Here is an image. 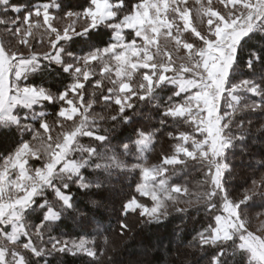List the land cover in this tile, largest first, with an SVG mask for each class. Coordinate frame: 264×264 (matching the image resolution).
<instances>
[{
    "label": "snow or ice",
    "instance_id": "6c2138e0",
    "mask_svg": "<svg viewBox=\"0 0 264 264\" xmlns=\"http://www.w3.org/2000/svg\"><path fill=\"white\" fill-rule=\"evenodd\" d=\"M0 33V264H115L173 213L195 264H264V0H0Z\"/></svg>",
    "mask_w": 264,
    "mask_h": 264
},
{
    "label": "trees",
    "instance_id": "16d2710c",
    "mask_svg": "<svg viewBox=\"0 0 264 264\" xmlns=\"http://www.w3.org/2000/svg\"><path fill=\"white\" fill-rule=\"evenodd\" d=\"M14 4H18L21 9L31 7L37 0H12ZM84 0H66V3L72 5L82 4ZM0 39H4L1 38ZM107 39V37H102ZM247 74V73H245ZM131 133V129H127L125 135ZM17 137H3L0 136V153H3L7 148L12 146ZM161 147L168 148L166 138L162 142L161 146L156 148V152L151 155L150 163L157 161L158 154L161 151ZM239 160L237 159V163ZM175 180L176 177H173ZM201 179V175L193 169H188L183 176L181 183H186L190 190L197 188L198 181ZM132 178L124 181L125 192L128 191L126 185L131 183ZM239 178L233 179L231 183H239ZM195 186V187H194ZM120 185H116L115 191L119 192ZM104 195V194H102ZM112 199L114 204L109 205V210L103 212L102 223L105 228H116V217L118 215L119 197L113 195ZM201 221H206V218L201 215H192L181 217L179 214L173 213L172 216L161 226L149 225L142 226L138 223L136 218L128 219L130 225V231L124 236H120L117 231L109 233L110 243L115 247L114 252H109L108 255L112 257V260L116 261L129 258L130 260H136V258H147L143 260L145 264H195L196 260H199V253L190 250L187 245L195 235V231L202 227ZM183 231H179V229ZM62 231L68 234H73L79 231L75 227L72 221H67L62 228ZM63 264H82L87 257H63ZM136 262V261H135ZM102 264H110L107 256L102 258Z\"/></svg>",
    "mask_w": 264,
    "mask_h": 264
},
{
    "label": "rangeland",
    "instance_id": "374dc122",
    "mask_svg": "<svg viewBox=\"0 0 264 264\" xmlns=\"http://www.w3.org/2000/svg\"><path fill=\"white\" fill-rule=\"evenodd\" d=\"M193 2V0H190V3ZM1 38L7 39V34L0 33ZM195 187V186H194ZM190 188V187H189ZM114 201V200H113ZM147 258H136V260H130L129 258H125L122 262V260H116L115 264H145V261ZM136 261V262H135Z\"/></svg>",
    "mask_w": 264,
    "mask_h": 264
}]
</instances>
